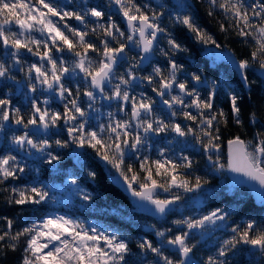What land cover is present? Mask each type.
I'll return each instance as SVG.
<instances>
[{"label": "snow or ice", "instance_id": "1", "mask_svg": "<svg viewBox=\"0 0 264 264\" xmlns=\"http://www.w3.org/2000/svg\"><path fill=\"white\" fill-rule=\"evenodd\" d=\"M207 4L209 16H213L219 11L225 19L231 21L228 27H231L239 37L245 40L251 38L254 41V51L251 53L250 59H241L237 62L233 58L236 70L245 84L249 79L247 70L252 66L253 61L258 63L262 74H264V0H254L252 4H247L245 0H207ZM109 5H114L122 15L127 25V31L122 30L111 15L108 16L106 23H99L105 19V12L99 6L88 8L84 14H80L75 11L60 10L49 0H35V4L30 3L29 0H0V17H2L0 19V42L5 49H13L10 58L14 65L21 63V49L37 56L41 61L40 64L29 65L27 69L26 78L30 82V91L35 93L37 85H39L56 93L61 100L73 97L65 104L63 113L49 112L47 108L42 109L33 99L32 116L25 123L23 117L20 116V109L17 108L14 112L17 117L15 123L23 125L25 128L31 125L48 129L58 127L57 122L63 120L67 126L71 143L76 144L79 148L94 149L102 161L116 169L119 177L134 197L149 201L155 206V211L163 216L166 211L171 210L169 205L175 203L180 197L177 195L172 199L154 198L153 192L157 188H162L166 192L173 187L183 188L186 192L201 188L200 177L195 178L193 187L188 179H184L176 173L177 168H191V160L184 156L182 159L186 163L177 164L170 160L149 162L147 158L142 159L139 167L140 172L145 175L142 182L139 183L140 190H137L133 185L137 181H141V175L132 165H128L126 169L123 167L125 150L138 151V146L144 144L149 134L159 135L170 130L177 136L184 137L188 134L196 136V132L191 127L185 129L178 123H166L163 119L152 118L153 104L156 101L143 93L140 94L139 99L131 95L129 88L132 83L140 80L145 81L148 85H154L151 91L169 110L179 105L185 119L193 122L198 121L200 132L203 137H207L204 148L208 152L219 150V146L213 142L220 139L219 128H214L213 122L218 123L223 119L224 124L227 125L226 114L219 111L216 114L204 116L205 112L213 110L216 84L210 85L207 80H203L200 75L195 73L191 75V82H194L192 88H189L187 78L184 81L178 80V73L183 71V65L174 60L172 56L178 52H186L187 49L163 26V11L157 12L151 4L140 5L136 0H109ZM157 7L163 9L164 5L159 4ZM179 7L185 9V13L177 14L174 23L183 25L194 35L197 42L221 48V45L211 35L195 23L193 16L187 13V9L191 8L190 4L181 2ZM86 16L96 18V24L90 31L91 34H95L99 30V47L87 39L90 35L89 31L76 29L65 23L63 29L71 34L69 36L50 18L58 17L61 21L66 18H74L84 28H87ZM13 23L20 29L19 32L9 30L8 26ZM220 29L221 31L228 30L223 23H221ZM32 31H39L41 34L47 33L51 47L46 41L26 35ZM161 35L167 38L168 49H160L167 59V71L165 72L161 66H155L149 75L138 77L135 69L139 68L141 63L150 60L151 53ZM129 45L139 48L143 55H139V62L129 65L123 73L116 76L118 63H123L127 59L126 49L129 48ZM53 49L56 52L67 50L72 53L76 57L72 67L66 66V61L62 57H55ZM90 52L96 53L98 59L93 60L89 55ZM44 61L50 67L45 68ZM77 69L83 73V79L87 83L88 90L84 91L83 95L89 101V108L96 101L98 92L101 99L109 102L116 101L121 112H126L127 106L130 105L129 119L115 120L107 126H101L99 132L85 131V122L76 123L78 117H84L86 112L78 102L79 97L73 96L72 90L65 86L63 78L69 72L75 73ZM12 79L14 77L11 75V66L0 62V80ZM114 79L118 82L113 84ZM106 85H111L108 92L105 90ZM196 85L203 86L208 90L206 99H201ZM176 90L178 92L173 94ZM78 92L79 88H77ZM227 95L230 100L231 112L236 117L235 122L239 124L241 123L239 120L241 108L238 105V97L233 92H227ZM184 97L192 99L186 103ZM43 103L48 104V100H44ZM9 106V100L0 99V121L8 122L10 120ZM191 108L197 109L198 115L183 110ZM170 114L171 117H176L178 113L172 110ZM252 115L254 118L255 113ZM131 128L142 129L143 135L139 131L133 134L129 131ZM3 130L4 124L0 123V132ZM105 132L108 134L107 139L103 136ZM130 136L131 141L128 139ZM197 139L199 140L201 137L197 136ZM201 142L203 143V141ZM55 144L58 148L69 146V142H62L59 139L55 141ZM12 145L17 146L15 151L27 148L29 156H32L31 150L34 149L41 153L44 163L48 165L58 163L61 159L58 153L48 151L52 145L47 140L39 143L34 142L27 131L23 135L14 136ZM228 147V170L257 181L264 189V139L250 147L249 143L236 137L228 141ZM74 155L79 156V154ZM160 155L163 156V152ZM137 159L140 158L137 157ZM208 159L212 167L219 164L218 160H213L211 155ZM166 165H170V169ZM153 167L155 172H153ZM224 167V164H219L220 169H224ZM25 168L26 162L22 163L15 155L0 156V185L10 178L18 179L19 174L25 172ZM88 175L92 179L96 178L95 172H89ZM155 177H162V179L158 182ZM71 183L76 184L77 181L72 180ZM261 196L262 203H264V193H261ZM47 197L48 192L42 188L34 186L24 189L13 188L11 189L10 202L19 206L29 203L39 205ZM83 199L89 200L90 196L84 194ZM228 216V212L217 208L209 215L196 221L191 219L176 220L174 223L177 226L184 224L189 231H182L171 238L166 236V231L170 232L171 229L157 230L156 236L160 240V246H154L152 241L142 238L138 243V248L144 253V258L138 264H195L191 261L190 253L196 245L187 243L190 231L203 228L206 224L215 225L217 221H225ZM256 227L254 221H248L243 226L231 227L232 238L224 241L217 256L209 257L207 264H231L229 253L232 252L235 255L233 250L241 244L264 251V229L256 231ZM12 228L13 221L7 220L8 230L0 234V241L6 239L19 241L21 237L27 238L22 264H127L125 257L131 252L129 244L124 239L116 235L98 232L95 228L91 229L92 234H89L88 230L80 229L79 225L64 217L48 218L39 224L33 223L14 234ZM101 242L103 246H101ZM165 243L178 251V259L173 260L164 254L162 249ZM8 247L13 251L16 250L15 244H10ZM46 249L49 250L45 251ZM148 253L153 255V260L147 259Z\"/></svg>", "mask_w": 264, "mask_h": 264}, {"label": "trees", "instance_id": "2", "mask_svg": "<svg viewBox=\"0 0 264 264\" xmlns=\"http://www.w3.org/2000/svg\"><path fill=\"white\" fill-rule=\"evenodd\" d=\"M32 1L35 2V0ZM52 1L59 2V0ZM164 1L170 3V0ZM136 2L140 5L151 4L157 12L163 11V26L187 49L186 52H178L172 56L174 60L183 65V71L178 73V79L184 81L187 78L189 88H191V75L195 73L200 75L203 80L206 78L212 81V84H216L213 110L211 112H205L204 116L213 115L219 111H223L226 114L227 125L224 124L223 119L218 123L216 121L213 122L214 128H219L220 136L219 140L213 142L219 146V156L225 165V169L221 171V174L215 171L210 164L208 157L212 155V152L205 151L204 148L196 149L194 146L184 148L185 155L192 162V167L176 169L177 173L182 178L188 179L192 186H195V178L200 177L201 185L209 187L203 202L200 205L190 208L192 212L197 211L191 218L196 219L197 216L209 215L217 208L229 213L225 225L214 230L216 232L213 231L218 235L217 237H204L196 241L195 237H197V234L195 237L189 236L187 243L189 245H196L192 250L191 259L197 261V264H207L209 257L217 256L218 250L224 241L232 238L233 233L231 232V227L235 225L243 226L248 221H254L257 226L256 231L264 229V203L257 202L247 187L235 185L229 180L226 156V143L232 137H240L249 143L250 147L257 144L261 139H264V74L259 72L258 63L253 61L252 66L247 70L248 83L245 84L239 78L237 72L229 64V59L231 57L237 58L238 60L250 59L251 53L254 51V41L251 38L245 40L239 37L231 27H228L231 21L225 19L219 11L215 15L209 16L207 0H189L188 4L191 5V8L187 9V13L192 15L195 23L221 45L219 49L228 53V59L220 58L217 61H211L208 55L203 52V48L205 46H215L197 42L194 35L183 25L174 23L175 15L166 9L165 5L161 9L157 7L159 4L154 3L152 0H136ZM62 3L64 5V9L62 10L75 11L80 14H84L86 11L85 4L88 7L97 5L105 12L104 23H106L108 18L107 13H109L113 15V18L118 19L117 23L122 27V30L124 28V23L120 16L115 15V8H111L106 4L105 0H63ZM65 20V23L73 28L89 31L90 35L87 39L95 43L98 47L100 46L99 30L95 34H91L90 31L96 24V18L90 16L85 17L88 25L87 28H84L74 18H66ZM99 23H103V21ZM221 23L228 28L227 31H221ZM67 34L69 36L71 35L70 33ZM163 37L165 36L161 35L160 39L164 42V49L167 50V38ZM127 51L128 49H126V55ZM11 61L13 60H11L10 55L6 54L3 44L0 42V62L11 66V75L14 77L12 80H0V99L10 101V120L8 122L0 121V123H4V130L0 136V156L15 152L18 156L24 158L25 161H31V165L26 166L25 172L19 174L18 179L10 178L3 185H0V234L8 230L7 220L13 221L12 233L14 234L23 227L31 226L36 221L43 219L51 211L62 210L78 216L80 220L92 219L117 229L129 244L131 250L130 254L125 257V260L129 264H138L144 258V253L138 248V243L142 238L152 241L154 246H160V240L156 236L157 230L166 231L171 229L170 232L166 231V236L169 238L180 234L182 231H189L186 225L182 224L177 226L174 223L176 220H189L183 216L185 207L182 210H177L174 206L163 218L156 217L142 210L134 200L130 199V197L117 187L114 182V177L116 175L119 176V174L111 177L94 149L85 147L78 152V157L74 155L77 153L65 130L53 131L52 127H50L49 133L42 135L51 139L50 144L52 148L50 150L61 156L58 163L48 165L40 160L28 158L26 152L23 154L15 151L12 146L11 137L16 135L15 132H20L19 127L14 126L15 119L17 118L14 115L15 109H20V116L23 117L25 123L32 116L33 109L32 102H29L28 97H26L23 84L21 87V82L18 81L16 65H11ZM160 63L166 72L167 60H160ZM126 65V61L118 63L116 72H123ZM149 69L150 65L148 64L146 66H140L135 71L144 74ZM201 88L203 92L202 97L206 99L208 90L203 86ZM227 92H233L238 97V105L241 108L239 116L241 123L239 124L235 122L236 117L231 112ZM152 96L155 97V94ZM51 103V105L62 107L57 101L52 100ZM38 105L40 106V103ZM59 110L60 113L64 112H62V108ZM253 113H255L254 118ZM184 120L186 124H183L181 117L177 119V122L185 129L188 127L193 128L196 136L189 134L190 139L194 138L196 140L197 136L201 137L199 141H203V143L201 142V146L204 147V144L207 143V137H203L200 132L198 121L193 122L185 118ZM57 124L61 126L62 120L58 121ZM212 130L214 131V129ZM27 132L30 136L36 134L31 131L30 127L27 129ZM52 137L56 139L54 140ZM57 139L62 142H69V146L67 148H58L55 144ZM156 139L158 141L161 140V138ZM128 165H132L141 175V181H137L138 183L133 185L138 189L139 183L142 182L145 174L140 172L137 160L132 158L131 155L124 157V168L126 169ZM89 172H95L96 178L92 179L88 175ZM68 179L76 180L83 189V192L80 191V194H87L90 196V199L85 200L79 194V196H76L79 202L76 201L74 203L69 200H66V203L55 202L48 197L39 205L29 203L19 206L10 202L11 189L13 188L24 189L34 186L43 189L45 185L52 187H55L57 184L66 185V180ZM155 179L160 182L162 178L155 177ZM168 192L177 196V191L174 188H171ZM168 192L165 191L162 194L157 193L156 196L166 199V196L169 195ZM180 201L179 199L176 203L179 205L184 204L183 201ZM190 210H186L188 215L191 214ZM26 239V237H21L19 241H13L11 239L0 241V264H22ZM10 244L16 245L15 251L8 247ZM162 251L173 260L179 258L178 252L166 243ZM233 251L235 255L232 252L229 253L231 264H264V251H261L259 248L241 244ZM147 259L151 261L154 257L151 253H148Z\"/></svg>", "mask_w": 264, "mask_h": 264}, {"label": "rangeland", "instance_id": "3", "mask_svg": "<svg viewBox=\"0 0 264 264\" xmlns=\"http://www.w3.org/2000/svg\"><path fill=\"white\" fill-rule=\"evenodd\" d=\"M106 4L109 5V0H105ZM154 3H158V4H163L165 5L166 9H168L172 14H174L175 16L177 14H183V12H185V9H181L179 7V4L181 2L188 4L189 0H170V3H166L164 0H152ZM30 3L35 4V2H33L32 0H29ZM50 3H52L55 7H57L58 9L62 10L64 9V5H63V0H59V2H55L52 0H49ZM245 2L247 4H252L254 2V0H245ZM97 6V5H95ZM92 6V7H95ZM110 6V5H109ZM86 10L88 8H91V6H87L85 4ZM111 8H115L116 10V14L117 16H120V18L123 20L122 15L119 14L117 8L114 5L110 6ZM46 11V10H45ZM108 16L110 15L109 13H107ZM113 16V15H111ZM21 18H23L21 16ZM55 23L58 24V26L61 27L62 30H64L66 32V29H63V25L65 24L66 20H59L58 17H50ZM113 18V17H112ZM113 20H115V22L117 23L116 18H113ZM105 21H103L104 23ZM118 24V23H117ZM70 26V25H69ZM10 31L13 32H19L20 29L13 24L12 26H8ZM72 27V26H71ZM122 29V27H121ZM124 30V28H123ZM67 34V32H66ZM27 36H31L32 38L35 39H39L41 41H46L49 46L51 47V41L47 39V33L41 34L39 31H32L31 33H27ZM161 36L158 39L157 45L155 47L154 50V58H152L153 60H151L152 62L149 64L150 65V69L147 73L144 74H140L137 73L136 71V75L138 77H142V76H146L149 75L150 73H152L153 67L155 66H161L160 60H165L166 57L160 52V49L163 48L164 49V42L161 41ZM166 38V37H163ZM34 47V46H33ZM13 51V49L8 48L5 49V52L10 55V53ZM203 52L208 55L209 59L211 61H217L220 58H225L228 59V53L225 51L220 50L219 48L216 47H212V46H205L203 48ZM53 55L55 57H62L65 61H66V66H68L69 68L72 67L73 62L75 61L76 57L68 52L67 50L63 51V52H56L55 49H53ZM90 57L93 60H97V54L96 53H89ZM139 51L136 49V47L129 45L128 51H127V65L125 66L123 72L129 67V65L134 64L139 62ZM20 56H21V62L19 65H16V69H22L20 71H17V77L19 78L18 81H20L21 83V87L23 84V87L26 91V97H28L29 102H32L33 99L36 100L37 104L40 103V107L42 109L47 108L49 110V112H59L60 108H62V112L64 111V106L66 103H68V101L70 99H72L73 97H67V99L64 100H59L57 103L62 105L61 106H55V105H51V101L54 100L56 101L55 98V94L54 93H48L45 91L44 87H41L39 85H37V91L35 93L30 91V87H29V80L26 78V73H27V69L29 67V65L33 64V63H37L40 64L41 61L39 60V58L37 56H33L31 53H28L27 51L21 49L20 52ZM12 60V59H11ZM167 60V59H166ZM45 65V68L50 67L49 65H47V62L44 61L43 62ZM10 64H14L13 61L10 62ZM121 72V73H123ZM259 72H261L260 68H259ZM121 73L116 72V76H119ZM35 74L33 73V76ZM179 80V79H178ZM207 80L209 82V84H212V81H210L209 79H204ZM34 82V81H33ZM118 81H116L115 79L113 80V84L116 83ZM63 83L65 84V86L67 88H70L73 92V96H78V102L80 103L82 109L85 110L86 115L84 117H78L76 123L79 122H85V131H97L99 132V128L101 126H107L109 123L114 122L115 120H128L129 119V115L128 113H130L131 111V106L128 105L126 112H121L119 111L118 107H117V102L116 101H107V100H103L100 98L99 93L97 92V99L96 101L92 104V107L89 108V101L87 100V97H85L83 95L84 91L88 90L87 87V83L84 81L83 79V73H80L79 70L77 69L75 73L73 72H69L68 74L65 75V77L63 78ZM191 88L193 87L194 82H191ZM111 87V85H106L105 90L106 92L109 91V88ZM153 87V85H148L145 81H134L131 85V87L129 88L130 94L134 95L137 97V99H139L140 94L143 93L146 96L152 98L153 100H155L156 96H152L154 95L153 92L151 91V88ZM196 90L198 92V94L200 95L201 99H203L202 95V88L200 85H196ZM77 88H79V92L77 93ZM178 92V90L174 91L173 94H176ZM185 102L188 103L191 101V97H184ZM44 100H48V104H44L43 101ZM174 110L176 111L178 114L176 117H171L170 112ZM172 110L167 109L165 106L159 105V103L157 104V99H156V103L153 104V116L152 118H158V119H163L166 123H176L177 119L179 117H181V120H183V124H186L183 115L181 114V106L176 105L174 106V108ZM184 111H189L194 115H198V110L195 108H191V109H183ZM111 114V116H110ZM207 117V116H205ZM178 123V122H177ZM4 124V123H3ZM133 124H135V121H133ZM179 124V123H178ZM15 127H19L20 132L16 133L15 132V136H20L23 135L24 132L27 131V129L31 126H28V128L23 127V125H17L16 123H14ZM53 131H59V130H65L67 132V126L64 124L63 120H62V125L58 127L53 128ZM130 132H132L133 134H135L137 131L140 132L141 135H143V131L142 129H135V128H131L129 129ZM68 134V133H67ZM107 132L103 133V136L105 139H107ZM0 136H1V132H0ZM30 138H32L34 140V142H41L43 140H47L49 143L51 142V139H49L48 137L42 136V135H33L30 136ZM12 138L11 137V142H12ZM54 138V137H52ZM156 138H161L160 141H158ZM56 138H54L55 140ZM129 141H131V136L128 137ZM197 140V142H196ZM196 140L190 139V135L188 134L187 136L184 137H179L177 136L175 133L171 132L170 130L165 132V133H161L159 135H154V134H149L148 138L145 140L144 144L142 146H138L139 150L138 151H131L130 149H126L125 150V156L126 155H131L132 158H134L135 160H137L138 166L140 165V162L142 159L147 158L149 162L152 161H156V160H170L172 162H175L177 164H184L186 163L182 157L186 156L185 155V149L187 146H194L196 149H203L204 147L201 146V142L197 139ZM14 149L17 146H14ZM74 150L75 152L78 154V152H80L83 148H79L76 146V144H73ZM205 149V148H204ZM32 151V156L28 155V149L25 148L24 150H20L17 151L18 153H27V157L28 158H34L36 160H40L41 162H44L43 157L41 155V153L36 152L34 149L31 150ZM48 151H51L50 149H48ZM163 152V156L160 155V153ZM210 152H212V158L213 160H218L219 164H223L220 156H219V152L220 150L216 151V150H211ZM12 155L17 156V158L19 160H21V162H26V166H30L31 165V161H25L24 158L18 156V154H16L15 152L11 153ZM137 157H139L140 159H137ZM100 158V157H99ZM101 160V159H100ZM101 162L103 163L105 169L107 170V172L109 173V175L111 177H113L116 174H119L116 169L112 168L111 165L106 164L104 161L101 160ZM211 164V163H210ZM219 164H217L216 167H213L215 171H217L218 173L221 174V171L223 169L219 168ZM124 167V165H123ZM166 167H168L170 169V165H166ZM26 169V168H25ZM225 169V168H224ZM153 172H155V168L153 167ZM177 173V171H176ZM178 174V173H177ZM159 178V177H158ZM162 178V177H160ZM73 179H68L66 180V185L64 184H57L55 187L52 186H47L45 185L43 187L44 191L48 192V198H50V200L55 201V202H64L66 203V200H69L71 202H76L79 200L76 198V196H79L80 191L83 190L82 187L80 186V184H78V182L76 184H72L71 181ZM138 182H136L135 184H137ZM194 187V186H193ZM176 189L177 194L180 197V200L184 202V204L182 203L181 205H179L178 203L175 204V209L177 210H182L185 207V210L183 212V216L185 219H191L192 221H196L198 219H201L204 216H197L196 219L191 218V216L195 213H197V211L192 212L190 210V208L192 206H196V205H200L203 200H204V196L207 194L209 187L207 186H203L201 185V188L196 190V191H192V192H186L184 191L183 188H175ZM83 192V191H81ZM168 192V191H167ZM169 193V192H168ZM81 195V194H80ZM83 197V194L81 195ZM174 196V194L169 193V195L166 196V199H172V197ZM158 197V196H156ZM180 201V202H181ZM177 202V201H176ZM81 204V203H80ZM189 209L190 210V215H188L186 213V210ZM208 215V214H207ZM206 216V215H205ZM57 217H64L67 220L73 221L75 224L79 225L80 229H84V230H88L89 234L91 233V229L95 228L97 229L98 232L101 233H105L108 235H116L121 239H124L119 231L113 227H109L106 224H102L100 222H97L96 220H92V219H86V220H80L78 216H74L70 213H66L62 210H53L50 213H48L47 215L44 216L43 219H40L38 221H36L37 224L43 222L45 219L48 218H52L55 219ZM226 223L225 221H217L215 225H209L206 224L203 228H197V229H192L190 231L189 236L190 237H195V235L197 234L196 241H199L201 239H203L204 237H217L218 235L214 232V230H216L218 227L224 226ZM214 231V232H213ZM214 233V234H213ZM101 246H103V243L101 242ZM51 248V246H50ZM49 249H46L45 251H48ZM191 261L195 262V264H197V261L191 259ZM129 264V263H127Z\"/></svg>", "mask_w": 264, "mask_h": 264}, {"label": "water", "instance_id": "4", "mask_svg": "<svg viewBox=\"0 0 264 264\" xmlns=\"http://www.w3.org/2000/svg\"><path fill=\"white\" fill-rule=\"evenodd\" d=\"M123 23H124V29L127 31V25H126V22L124 21V19L122 20ZM136 49L139 51L140 55H143V53L140 51L139 48L136 47ZM155 49V48H154ZM154 49H153V52L151 53V56H150V60L148 61H145L143 63H141V66H146L148 64H150L152 58L154 57ZM233 58L234 57H231L229 59V64L234 68V70L237 72L236 70V66L235 64L233 63ZM235 61H239L237 58H234ZM239 78L241 79V76L240 74L237 72ZM242 80V79H241ZM243 81V80H242ZM244 82V81H243ZM45 91L48 92V93H54V92H50L46 89V87H44ZM55 94V98H56V101L58 102L60 100V97L56 94ZM157 99H158V103L162 106H165L167 108L166 105H163L160 101V98L158 96H156ZM168 109V108H167ZM30 129L32 132L38 134V135H43V134H47L49 133L50 131V128L48 129H44L43 127H37V126H30ZM236 137H232L231 139H234ZM240 138V137H239ZM229 139V140H231ZM228 140V141H229ZM226 156H227V163H228V160H229V147H228V142L226 143ZM227 174H228V177H229V180L235 184V185H242V186H245L247 187L251 192H252V195L254 197V199L257 201V202H262V196H261V193H264V189H262L259 185V183L255 180H252L250 179L249 177L247 176H244L240 173H236V172H232V171H229L227 169ZM114 182L116 183L117 187L123 192L125 193L128 197H130V199L134 200L138 205L139 207L144 210V211H147L149 213H151L152 215L156 216V217H159V218H163L166 216L167 212L161 216L159 213H157L155 211V206L153 204H151L149 201L147 200H141L139 199L138 197H134L130 191H128L127 189V185L123 182V180L118 176L116 175L114 177ZM137 190H140L139 188ZM165 191L162 189V188H157L154 192H153V196L154 198H157V199H163L161 197H156V194L157 193H164ZM176 202L169 205V209H172L174 206H175ZM171 247V246H170ZM172 248V247H171ZM174 249V248H172ZM176 250V249H174ZM177 251V250H176ZM178 252V251H177ZM192 257V252L190 253V258Z\"/></svg>", "mask_w": 264, "mask_h": 264}, {"label": "flooded vegetation", "instance_id": "5", "mask_svg": "<svg viewBox=\"0 0 264 264\" xmlns=\"http://www.w3.org/2000/svg\"><path fill=\"white\" fill-rule=\"evenodd\" d=\"M156 96V95H155ZM156 99H157V97H156ZM157 104H158V99H157ZM160 105V104H159Z\"/></svg>", "mask_w": 264, "mask_h": 264}]
</instances>
